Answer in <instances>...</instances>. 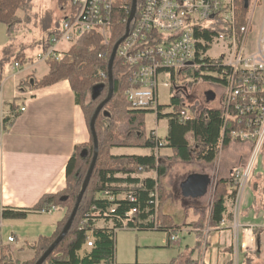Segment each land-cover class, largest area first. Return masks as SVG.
Wrapping results in <instances>:
<instances>
[{
	"label": "trees",
	"instance_id": "trees-1",
	"mask_svg": "<svg viewBox=\"0 0 264 264\" xmlns=\"http://www.w3.org/2000/svg\"><path fill=\"white\" fill-rule=\"evenodd\" d=\"M66 0H60L64 3ZM29 0H0V24L7 26L10 38L18 32L22 21L17 16L18 11H27ZM144 0H138L137 17L139 16ZM133 0H117L118 11L115 14L110 44L104 45L102 38L97 34L82 37L65 55L62 61L48 60L50 72L41 80H26L20 83L21 92L37 90L53 86L63 81H69L76 95L77 104L81 107L85 121L90 130V124L98 106L105 101L109 94L108 66L115 45L125 36L129 15L123 6L132 7ZM140 7V10H139ZM247 11L244 6H238V15L241 19ZM215 32H207L210 39ZM46 44L45 51L50 48ZM34 62L26 54L16 56L14 63L28 65ZM215 70L213 65H206ZM105 76V78L103 77ZM197 79L225 86L224 81L213 76L205 77L196 73ZM1 80V77H0ZM185 84L178 77L173 79V95L171 103L166 106L172 112L163 115L166 107H161L160 118L170 120V132L164 141L157 137L155 131L146 130V118L151 112L131 110L126 98L129 88L128 69L123 67L117 56L114 64V96L104 107L96 122V131L99 139V157L94 169L90 185L84 195L78 214L66 238L56 247L44 264H118L116 257V232L122 227L120 220L126 218L131 210H138L133 223L129 226L138 231H154L151 225L145 224L154 214L153 199L150 194L158 186L160 195L159 220L160 228L169 234L179 232L187 224L177 227L170 216L163 213V207L169 199V194L161 186V180L167 175V162L204 163L212 166L219 154L228 149L234 140L232 134L238 129L233 122L225 124L222 108L204 109L195 113L192 120L182 122L179 118L186 108L183 91L179 87ZM182 88V87H181ZM177 91V92H176ZM94 96L88 102L89 93ZM19 105L12 103L10 112L0 121V128L4 133L10 132L19 117ZM87 144L76 146L74 154L67 167V186L57 193L42 197L32 209L18 210L5 208L0 211V242L1 223L4 220H25L33 212L48 211L52 208L65 211V217L58 223L57 230L51 237H40L31 247L35 257L31 261L19 262L9 255L0 256V264H36L51 245L59 238L64 230L72 211L77 203L83 182L87 176L94 157V138ZM163 143V144H161ZM161 151L168 148L172 157L156 156V149ZM114 149H142L150 152L147 156L113 155ZM156 173L157 177L148 176ZM252 173L250 181L252 179ZM248 184V185H249ZM134 193L136 203H131L125 196ZM233 177L219 179L216 183V197L210 209V214L202 211L197 222L188 226L194 229L198 238L195 250L188 260L189 264H197L193 260L196 251L203 246L204 230L218 229L227 213V202L236 198ZM108 217L104 216L109 212ZM105 225L99 227V223ZM89 241L93 246L88 248ZM3 245L0 243V253ZM247 262H252L249 258ZM174 260L171 264H175Z\"/></svg>",
	"mask_w": 264,
	"mask_h": 264
},
{
	"label": "crops",
	"instance_id": "crops-1",
	"mask_svg": "<svg viewBox=\"0 0 264 264\" xmlns=\"http://www.w3.org/2000/svg\"><path fill=\"white\" fill-rule=\"evenodd\" d=\"M16 64L19 63H14L12 73L6 76L0 62V121L9 114L12 103L19 105L20 113L10 132L4 133L0 128V211L5 208L32 209L43 196L63 191L67 186V167L76 146L91 141L90 130L69 81L21 92V82L41 80L49 74L50 68L47 63L38 61L28 64L26 69L22 64L18 67ZM224 94L222 90L223 98ZM22 108L26 109L23 113L20 112ZM152 131L158 136L156 130L148 133ZM169 132L170 127L167 136L161 139L165 141ZM123 150L146 153L123 154ZM250 150L249 143H233L212 166L167 162L169 171L161 180V186L167 190L169 199L163 213L170 216L177 227L187 224L180 232L196 236L188 225L197 222L202 211L210 214L217 181L244 167ZM112 154L147 156L150 152L114 149ZM160 154L162 157L173 156L168 148L162 149ZM255 170V178L251 179L239 203L235 199L227 202V213L220 227L204 230L203 242L206 243L200 252L197 251L198 260L193 258L197 264H234L236 254L239 264H264V153ZM151 175L154 176H148ZM193 176L202 177L206 182L201 194H186L183 188ZM173 182H179L178 192H175ZM171 202L174 208L168 209ZM64 217L65 211L56 210L50 215L33 212L25 220L2 221L4 250L0 256L9 255L19 262L31 261L35 257L31 246L40 237L53 236ZM104 225L99 223V227ZM10 237L15 242H8ZM169 244L179 245L180 241L174 244L169 238ZM249 258L252 262H247Z\"/></svg>",
	"mask_w": 264,
	"mask_h": 264
},
{
	"label": "built area",
	"instance_id": "built-area-1",
	"mask_svg": "<svg viewBox=\"0 0 264 264\" xmlns=\"http://www.w3.org/2000/svg\"><path fill=\"white\" fill-rule=\"evenodd\" d=\"M69 1L71 14L61 29L52 34L50 48L37 56L38 62L62 61L82 37L90 34L99 35L104 45L110 44L118 11L117 0ZM241 5L247 13L242 17L244 23L238 25L241 19L238 6ZM121 9L130 16L132 7L122 6ZM207 32L215 33L208 39ZM61 45H67L68 49L59 48ZM214 49L219 52L213 57ZM117 56L128 69L129 88L125 95L130 109L149 111L157 117L164 107L160 103V87L170 90L173 95V79L179 74L185 77L187 73H199L224 81L222 109L225 124L235 123L238 129L233 132V139L251 144L252 151L247 166L235 170L232 176L238 204L264 150V0H144ZM206 65H213L215 70ZM25 111V108L20 110L21 113ZM170 112L168 109L162 114ZM194 117L195 113L187 107L179 115L182 122ZM159 155L157 148L156 156ZM152 174L157 177L156 173ZM125 197L131 203L137 201L134 193ZM150 198L153 199L154 214L145 224L158 231V186ZM54 211L56 209L52 208L42 213L50 215ZM112 212H105L104 216L108 217ZM137 212L133 209L127 213L126 218L120 220L122 227L117 231L134 230L129 224L133 223ZM170 241L174 244L180 241L178 232L171 234ZM8 242L13 243L15 239L10 237ZM87 246L91 248L92 241ZM234 264H239L237 254Z\"/></svg>",
	"mask_w": 264,
	"mask_h": 264
},
{
	"label": "rangeland",
	"instance_id": "rangeland-1",
	"mask_svg": "<svg viewBox=\"0 0 264 264\" xmlns=\"http://www.w3.org/2000/svg\"><path fill=\"white\" fill-rule=\"evenodd\" d=\"M71 12L72 5L69 0H66L64 3H61L60 0H29L27 11L17 12V16L21 19L22 23L19 26L18 32L12 38L7 34V26L0 24V62L6 76L12 73L14 60L18 55L26 54L28 58H33L34 62L37 63V56L45 53L46 44L52 34L61 29L62 23ZM59 48L66 51L68 46L61 45ZM218 52L217 49H214L211 55L213 57L217 56ZM28 67L29 65H23L24 69ZM178 79L185 81L184 85L179 82V87L184 93L185 106L188 109L195 107L197 113H199L204 109L223 108L222 90H224V87L221 85L207 82L204 79L199 80L195 73H187L185 77L179 74ZM93 96L94 92L89 93L88 102L92 100ZM171 96L170 90L160 87L159 98L161 105L164 107L169 106ZM167 110L168 108L166 107L164 111ZM169 127L170 120L167 117L160 118L151 113L146 118L147 132L156 130L158 136L162 139L167 136ZM122 153L141 155L146 152L123 150ZM251 153L252 151L250 150L244 167L249 163ZM263 153L264 150L257 160L256 167L260 163ZM222 156L223 152L219 154L218 162ZM244 167L239 169H243ZM235 170L232 171L229 177L233 176ZM254 176H252V179ZM205 184L206 182L202 177L193 176L184 183L183 188L186 190V194L194 192L198 195L201 194ZM179 186V182H173L175 192L179 191ZM167 208H174L172 202ZM178 237L180 244L171 245L169 244V234L164 231L119 230L116 232L115 260L118 264H171L174 260H176L175 264H187L188 258L195 250L198 238L180 231L178 232ZM205 243L203 242L204 245ZM191 244L194 246L191 247ZM188 249H191L190 253H187ZM197 253V251L194 253V259L198 258Z\"/></svg>",
	"mask_w": 264,
	"mask_h": 264
},
{
	"label": "water",
	"instance_id": "water-1",
	"mask_svg": "<svg viewBox=\"0 0 264 264\" xmlns=\"http://www.w3.org/2000/svg\"><path fill=\"white\" fill-rule=\"evenodd\" d=\"M247 7H248V5H246V8ZM137 9H138V0H133L131 14H130V17H129L128 22H127L126 34L115 45L113 52H112V55H111V58H110V61H109V66H108L109 94H108V97L105 99V101H103L98 106V108L96 109L94 116L92 118L91 124H90V130H91L93 138H94V157H93L91 166L89 168V171L87 173V176L83 182L81 192H80L78 199H77V203H76V205L72 211V214H71L64 230L62 231L61 235L59 236V238L51 245V247L44 253V255L37 261L36 264H44L47 261V259L51 256V254L54 252L56 247L66 238L67 234L69 233V231L72 228V225H73L75 218L78 214L80 205L83 201L84 195H85V193H86V191L90 185V182H91V179H92V176L94 173V169L96 167L98 157H99V139H98V135H97V131H96V122H97V119H98L100 113L104 109V107L113 99V96H114V64H115V60L117 57V52H118L120 45L124 42V40L129 35L130 29H131V24L137 15Z\"/></svg>",
	"mask_w": 264,
	"mask_h": 264
}]
</instances>
